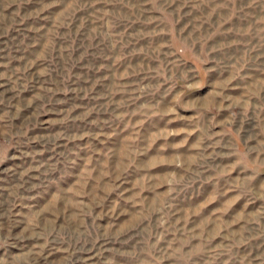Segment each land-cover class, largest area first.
I'll list each match as a JSON object with an SVG mask.
<instances>
[{
  "label": "rangeland",
  "instance_id": "374dc122",
  "mask_svg": "<svg viewBox=\"0 0 264 264\" xmlns=\"http://www.w3.org/2000/svg\"><path fill=\"white\" fill-rule=\"evenodd\" d=\"M0 264H264V0H0Z\"/></svg>",
  "mask_w": 264,
  "mask_h": 264
}]
</instances>
